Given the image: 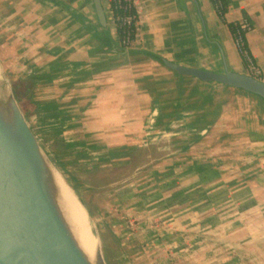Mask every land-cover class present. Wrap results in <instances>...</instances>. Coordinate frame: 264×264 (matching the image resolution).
Instances as JSON below:
<instances>
[{
  "label": "crops",
  "instance_id": "crops-1",
  "mask_svg": "<svg viewBox=\"0 0 264 264\" xmlns=\"http://www.w3.org/2000/svg\"><path fill=\"white\" fill-rule=\"evenodd\" d=\"M131 1L122 48L109 0L105 27L93 0H0V65L31 131L111 264H264V101L164 65L245 75L246 22L264 83V0H224L223 18L211 0Z\"/></svg>",
  "mask_w": 264,
  "mask_h": 264
},
{
  "label": "water",
  "instance_id": "water-1",
  "mask_svg": "<svg viewBox=\"0 0 264 264\" xmlns=\"http://www.w3.org/2000/svg\"><path fill=\"white\" fill-rule=\"evenodd\" d=\"M93 3L98 22L105 27L100 2ZM164 65L178 75L238 89L264 101V83L246 75ZM41 152L14 95L1 96L0 264H107L98 237L93 261L74 238L47 175L48 161L41 162Z\"/></svg>",
  "mask_w": 264,
  "mask_h": 264
},
{
  "label": "bare ground",
  "instance_id": "bare-ground-1",
  "mask_svg": "<svg viewBox=\"0 0 264 264\" xmlns=\"http://www.w3.org/2000/svg\"><path fill=\"white\" fill-rule=\"evenodd\" d=\"M0 76V97L7 96L8 90L1 87L2 84ZM2 88V89H1ZM45 163L46 157L41 152V162ZM47 172L50 177L51 184L56 190V200L62 211L64 219L66 220L71 232L79 244L82 251L89 257L91 261L94 259V251L98 247L96 236L91 230V224L88 220L87 214L80 203L71 195V190L62 181L58 174L50 169L49 162L47 163Z\"/></svg>",
  "mask_w": 264,
  "mask_h": 264
},
{
  "label": "built area",
  "instance_id": "built-area-1",
  "mask_svg": "<svg viewBox=\"0 0 264 264\" xmlns=\"http://www.w3.org/2000/svg\"><path fill=\"white\" fill-rule=\"evenodd\" d=\"M211 2L213 4L215 12L217 13L221 9V0H211ZM111 18L114 28L117 27V24H120L121 26L125 27V26H129L130 23L132 22L134 23L136 22L135 15L126 16L123 18L120 17L115 20L111 14ZM248 29L249 27L246 22H239L235 24L232 28V41L237 51V54L241 60L245 75L260 81L261 72L256 67L254 60L250 56L244 41V34ZM132 43L133 42H131L128 33L124 34L121 41H119L120 46L125 48L130 47Z\"/></svg>",
  "mask_w": 264,
  "mask_h": 264
},
{
  "label": "trees",
  "instance_id": "trees-1",
  "mask_svg": "<svg viewBox=\"0 0 264 264\" xmlns=\"http://www.w3.org/2000/svg\"><path fill=\"white\" fill-rule=\"evenodd\" d=\"M131 2H132L131 0H109V7H110V11H111L113 18L116 20L117 18H120V17L123 18L126 16L135 15V11H134L133 6L131 5ZM224 14H225L224 0H221V9L217 12V15L220 18H223ZM232 28H231V30H232ZM115 32H116V35H117V38L119 41H121L124 34L128 33L131 42H133V40L135 39V23L132 22V23H130L129 26H125V27L121 26L120 24H117V27L115 28ZM122 48H125V47H122ZM11 89H12V93H13L15 99L18 102L22 100L21 102L23 104H25L24 108L20 107V110L22 111L24 116H27L26 111H25V108H27L26 107L27 99L26 98L21 99L19 96V93L17 92V88L14 87L13 85H11ZM22 96H24V95H22ZM79 202L82 204V202L80 200H79ZM89 218H90V216H89ZM100 241L103 245L104 257H105L106 263L111 264V262H110L111 254L114 250L111 247L109 248L106 246L103 238L100 237Z\"/></svg>",
  "mask_w": 264,
  "mask_h": 264
},
{
  "label": "rangeland",
  "instance_id": "rangeland-1",
  "mask_svg": "<svg viewBox=\"0 0 264 264\" xmlns=\"http://www.w3.org/2000/svg\"><path fill=\"white\" fill-rule=\"evenodd\" d=\"M0 76H1V80L3 81L2 84H1V87H2V88H5V87H6V89L8 90V93L13 94V93H12V89H11V81H10V78L7 77L5 71L2 69L1 65H0ZM2 88H1V89H2ZM20 90H21V88H20ZM17 92H18V90H17ZM16 101H17V100H16ZM17 102H18V101H17ZM18 106H19V108H20V107L24 108L25 104H23L21 101H19V102H18ZM26 107H27V108H25V111H26L27 116H24V117H25V119H26V122H27L28 126L30 127L29 116H30V114H31V115H35V109H34V107L30 106V103H28V102H27V104H26ZM21 112H22V111H21ZM23 115H24V114H23ZM39 146H40V145H39ZM40 148H41L43 154L45 155L46 160H47V161L49 162V164H50V165H51V166H52V167L58 172V173H57V172L55 171V172L58 174V176L62 179V181H63V182L68 186V188L71 190V192H70L71 195H73V197L76 199L77 197H76V195H75V193H74V191H73V189H72V186H71L69 183L65 182V179H63L64 177H63L62 173H60L61 170L57 169V166H58V165H57L56 163H54L53 159L48 155V153H46L45 150L42 149L41 146H40ZM76 200L79 202L78 199H76ZM79 203H80V202H79ZM80 204H81V203H80ZM81 205H82V204H81ZM82 207H83V205H82ZM88 220L90 221L92 232L94 233V235H95L96 237H98V238L100 239L101 235H100V232H99L97 226L95 225L94 222H92L91 219H88ZM100 244H101L102 252H103V254H104V249H103V245H102L101 241H100Z\"/></svg>",
  "mask_w": 264,
  "mask_h": 264
}]
</instances>
